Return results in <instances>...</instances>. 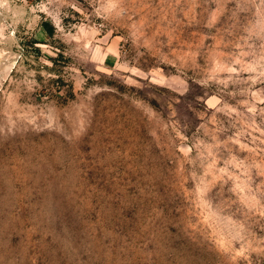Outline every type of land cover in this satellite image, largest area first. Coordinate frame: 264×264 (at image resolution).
Returning <instances> with one entry per match:
<instances>
[{
    "label": "rangeland",
    "instance_id": "obj_1",
    "mask_svg": "<svg viewBox=\"0 0 264 264\" xmlns=\"http://www.w3.org/2000/svg\"><path fill=\"white\" fill-rule=\"evenodd\" d=\"M0 264H264V0H0Z\"/></svg>",
    "mask_w": 264,
    "mask_h": 264
},
{
    "label": "crops",
    "instance_id": "obj_2",
    "mask_svg": "<svg viewBox=\"0 0 264 264\" xmlns=\"http://www.w3.org/2000/svg\"><path fill=\"white\" fill-rule=\"evenodd\" d=\"M115 52L114 50L108 51L105 53V55L103 56V60L106 64L110 65L113 63V61L115 60Z\"/></svg>",
    "mask_w": 264,
    "mask_h": 264
}]
</instances>
